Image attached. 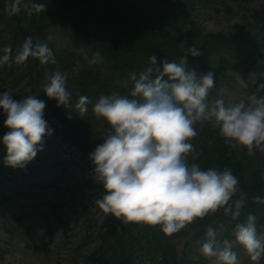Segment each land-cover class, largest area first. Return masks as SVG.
<instances>
[{"label": "clouds", "instance_id": "clouds-1", "mask_svg": "<svg viewBox=\"0 0 264 264\" xmlns=\"http://www.w3.org/2000/svg\"><path fill=\"white\" fill-rule=\"evenodd\" d=\"M21 2L12 0L10 12L20 11ZM30 3L29 15L43 12L46 7L38 0ZM10 53L11 46H5L0 66L12 58ZM187 53L198 56L200 47L185 48L179 62L164 59L162 70L153 67L157 56L151 55L145 70L129 74L133 81L130 94L101 95L93 105L97 118L110 125L103 143L89 154L94 165L93 179L104 189L95 200L104 217L111 213L127 225H159L171 235L221 208L233 219L241 215L245 200L232 199L240 191L239 177L230 168H202L197 162L189 163L188 154L195 151L189 138L198 134L196 122L207 120L219 128L232 147H247L249 153L258 147L264 150V96L253 93L248 103H226L221 97L210 104L207 97L215 86L214 74L209 71L197 75L189 69ZM29 57L38 58L41 63L56 62L53 49L46 42L34 43L30 36L14 60L22 64ZM99 57L96 52L90 63H97ZM66 80V73L57 70L42 85L46 95L55 98L58 105L70 102ZM88 103L89 97L81 95L75 107L86 112ZM45 105L46 101L36 94L17 100L9 91L0 93V108L6 113L4 124L9 129L2 137L6 165L23 168L42 150L44 136L52 135L54 130L44 117ZM253 199L264 203V197ZM256 221L257 216L250 212L234 231L235 242L245 248L253 261L264 255V234L257 233ZM217 237L218 229L209 225L201 254L214 257L215 264H238L233 241Z\"/></svg>", "mask_w": 264, "mask_h": 264}, {"label": "trees", "instance_id": "trees-1", "mask_svg": "<svg viewBox=\"0 0 264 264\" xmlns=\"http://www.w3.org/2000/svg\"><path fill=\"white\" fill-rule=\"evenodd\" d=\"M87 0H38L44 2L46 7L43 12L33 11L28 14L27 8L31 6L30 0H23L25 10L23 12L20 27L26 32H31L41 36L43 41L53 49L56 59L63 61L71 57L75 48L86 47L91 52H101L104 54H118L120 64L125 73L134 69L140 58L151 56L155 53L156 45L155 35L152 33L151 21L149 19L130 17L129 6L125 7V12H120L118 16L108 7H101L97 11L99 21L117 20L125 24L128 28L125 30L123 38H115L108 29L92 20L90 13L81 7ZM114 0H107L106 5L113 3ZM124 1V0H120ZM145 8L146 14L151 17L159 18L156 10L158 0H139ZM17 19L18 15H14ZM118 17V18H117ZM61 25L68 30V42L65 48H62L55 40L53 34L49 31V26ZM100 28L102 32L100 33ZM51 37V39H49ZM101 43V46L99 43ZM125 54H122V49ZM11 75V70L0 73V81L6 82ZM167 78V77H165ZM220 156L228 157L226 150L220 151Z\"/></svg>", "mask_w": 264, "mask_h": 264}, {"label": "rangeland", "instance_id": "rangeland-1", "mask_svg": "<svg viewBox=\"0 0 264 264\" xmlns=\"http://www.w3.org/2000/svg\"><path fill=\"white\" fill-rule=\"evenodd\" d=\"M254 8H256V6L251 5ZM249 5H240L235 7L233 10H231L229 13L233 16H223V15H219V12L217 11H206L204 13H200L199 16L197 17L198 22L207 30H211V31H219L222 29L223 26H225L226 24L229 23V21H236L238 22L239 20H241V18L246 15V14H251L253 12V10H249L250 7ZM233 97H232V102L238 100L240 98V86L237 85L233 88ZM43 141L49 145H51V147H53L54 149L57 150L55 144H52L49 141V135H45L43 138ZM59 151L61 153L62 157H66L68 160V163L71 164L74 167V171L76 173L80 172V168L76 165L75 159H72V152H70L69 149H67L65 146H60ZM58 152V151H57ZM3 154L6 155V146L0 142V159L3 157ZM24 168V167H23ZM18 172V176L15 178L16 181L19 180H28L29 179V174L31 173L30 170H24V169H18L16 170L15 173H10L7 174L9 177H15L16 173ZM82 177V174L80 175ZM24 184L22 185H18L15 189H19V190H13L11 191V193H16L15 196L16 197H20V198H24L26 201H32L31 196L36 195L37 193H35L36 189H32V183L30 182H23ZM57 202L60 201L59 198L56 199ZM0 223L5 224V220L3 218L0 217ZM27 223L32 222L33 218L31 215H29L27 218ZM20 239L17 238V241H19ZM211 264V263H208Z\"/></svg>", "mask_w": 264, "mask_h": 264}]
</instances>
